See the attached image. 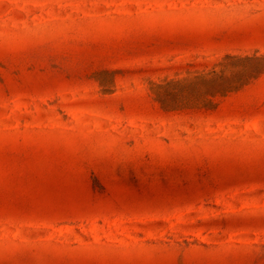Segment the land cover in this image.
I'll return each mask as SVG.
<instances>
[{"label":"rangeland","instance_id":"374dc122","mask_svg":"<svg viewBox=\"0 0 264 264\" xmlns=\"http://www.w3.org/2000/svg\"><path fill=\"white\" fill-rule=\"evenodd\" d=\"M0 264H264V0H0Z\"/></svg>","mask_w":264,"mask_h":264}]
</instances>
